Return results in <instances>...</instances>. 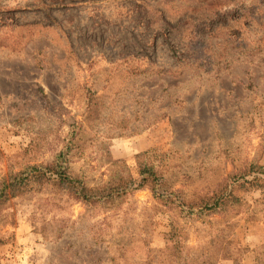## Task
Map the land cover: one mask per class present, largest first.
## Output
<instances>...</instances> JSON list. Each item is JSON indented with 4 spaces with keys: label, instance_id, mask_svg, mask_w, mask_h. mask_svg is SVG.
<instances>
[{
    "label": "rangeland",
    "instance_id": "374dc122",
    "mask_svg": "<svg viewBox=\"0 0 264 264\" xmlns=\"http://www.w3.org/2000/svg\"><path fill=\"white\" fill-rule=\"evenodd\" d=\"M250 3L264 14V0H0V173L7 164L22 165L36 128L65 130L71 121L82 122L83 136L93 139L86 169L96 180L112 173L108 157L125 159L136 175V156L148 151L191 193L231 170L228 157L264 161V51L227 66L207 58L197 68L194 58L206 47L232 51L237 27L247 43L264 36V21L241 24ZM158 16L190 26L183 32L199 38L197 47L187 53L184 39L157 27ZM85 91H97L102 117L87 110ZM120 116L131 120L129 129L112 135ZM211 163L217 166L207 170ZM132 199L142 241H150L147 254L158 255L173 219L148 190ZM33 206L8 201L4 212L14 221L0 225V264H138L130 240L92 244L83 205H72L73 224L55 242L33 231L27 220ZM239 217L232 216L238 221L222 249L241 250L247 247L241 242L252 245L264 235L263 221ZM208 226H190V246L208 239Z\"/></svg>",
    "mask_w": 264,
    "mask_h": 264
},
{
    "label": "trees",
    "instance_id": "16d2710c",
    "mask_svg": "<svg viewBox=\"0 0 264 264\" xmlns=\"http://www.w3.org/2000/svg\"><path fill=\"white\" fill-rule=\"evenodd\" d=\"M260 12L259 6L250 3L241 16V24L242 21L249 25L264 21V14ZM157 22L161 31L169 29L172 37L177 35L185 40L183 45L187 53L197 47L194 42L199 38L183 32L190 26L171 24L163 17H159ZM179 26H182V30ZM233 35L232 41L238 44L230 52L217 51L213 47L203 48L200 53L196 51V67L203 66L207 58L227 66L241 54L247 52L255 56L264 51V36L252 38L247 43L238 27ZM140 64L138 66L144 70L153 68L150 62ZM84 96L87 110L94 116L102 117L104 103L99 101L97 91H85ZM138 114L136 111L131 119H136ZM114 120L116 122L110 128L112 135L122 134L129 129L131 120L126 116ZM84 132L83 123L77 121H71L65 130L61 126L49 125L33 131L25 146L22 165L15 168L7 164L6 171L0 173V225L14 221V218L7 219L4 212L10 199L33 200L34 208L28 214V222L33 231L47 242H55L73 224L69 212L72 205L78 203L83 205L91 218L88 239L92 244L107 239L142 240L141 223L134 221L135 203L132 198L137 191L148 190L154 205L168 212L173 220L170 230L164 234V250L158 255L148 251L146 258L138 261V264H182L187 261L213 264L219 259L221 247L238 221V218L232 219L234 214H239L241 219L264 222V161L259 158L239 156L236 160L228 157L231 170L220 172L218 179L205 181L191 193L182 181L170 174L171 166L167 162L158 156H150L148 151L136 156V175L125 159L107 156V162L113 165L112 173L106 179L96 180L89 176L86 169L87 150L93 144V139L85 138ZM216 166L217 163H211L207 170ZM130 218L133 219L131 223ZM196 222L209 224L206 229L209 237L190 246V226Z\"/></svg>",
    "mask_w": 264,
    "mask_h": 264
},
{
    "label": "crops",
    "instance_id": "0c3cea01",
    "mask_svg": "<svg viewBox=\"0 0 264 264\" xmlns=\"http://www.w3.org/2000/svg\"><path fill=\"white\" fill-rule=\"evenodd\" d=\"M160 237L162 241V236ZM130 242H132L134 246L130 256H133L137 261L144 260L147 256L146 246H148L147 244H149L150 241L130 240ZM241 243L247 247H241V250L235 249L234 247L222 249L219 259L215 264H264V250L259 252V249L264 246V235L259 236L252 245H248L247 242Z\"/></svg>",
    "mask_w": 264,
    "mask_h": 264
}]
</instances>
